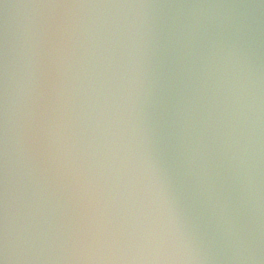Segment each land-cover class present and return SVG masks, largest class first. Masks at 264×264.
I'll list each match as a JSON object with an SVG mask.
<instances>
[{
  "label": "water",
  "instance_id": "95a60500",
  "mask_svg": "<svg viewBox=\"0 0 264 264\" xmlns=\"http://www.w3.org/2000/svg\"><path fill=\"white\" fill-rule=\"evenodd\" d=\"M264 264V0H0V264Z\"/></svg>",
  "mask_w": 264,
  "mask_h": 264
},
{
  "label": "clouds",
  "instance_id": "9594fccd",
  "mask_svg": "<svg viewBox=\"0 0 264 264\" xmlns=\"http://www.w3.org/2000/svg\"><path fill=\"white\" fill-rule=\"evenodd\" d=\"M196 258L187 253H164L153 256L149 259V264H193Z\"/></svg>",
  "mask_w": 264,
  "mask_h": 264
}]
</instances>
